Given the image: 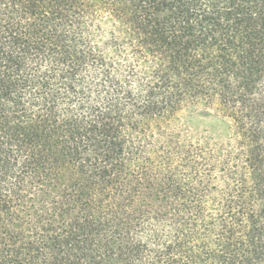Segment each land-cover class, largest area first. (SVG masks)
<instances>
[{"label": "trees", "instance_id": "obj_1", "mask_svg": "<svg viewBox=\"0 0 264 264\" xmlns=\"http://www.w3.org/2000/svg\"><path fill=\"white\" fill-rule=\"evenodd\" d=\"M0 264H264V0H0Z\"/></svg>", "mask_w": 264, "mask_h": 264}, {"label": "rangeland", "instance_id": "obj_2", "mask_svg": "<svg viewBox=\"0 0 264 264\" xmlns=\"http://www.w3.org/2000/svg\"><path fill=\"white\" fill-rule=\"evenodd\" d=\"M198 124L200 125V127H204V128L215 131V133H218V134L225 133L223 125L212 117L201 118L199 119Z\"/></svg>", "mask_w": 264, "mask_h": 264}]
</instances>
